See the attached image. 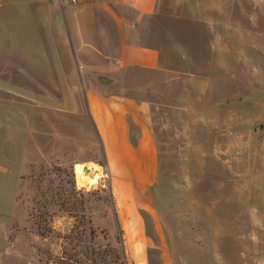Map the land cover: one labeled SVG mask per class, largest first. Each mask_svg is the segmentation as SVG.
I'll list each match as a JSON object with an SVG mask.
<instances>
[{
  "label": "rangeland",
  "instance_id": "obj_1",
  "mask_svg": "<svg viewBox=\"0 0 264 264\" xmlns=\"http://www.w3.org/2000/svg\"><path fill=\"white\" fill-rule=\"evenodd\" d=\"M27 2L73 69L0 46V264H264V0ZM88 87L149 105L157 169L123 210Z\"/></svg>",
  "mask_w": 264,
  "mask_h": 264
},
{
  "label": "crops",
  "instance_id": "obj_2",
  "mask_svg": "<svg viewBox=\"0 0 264 264\" xmlns=\"http://www.w3.org/2000/svg\"><path fill=\"white\" fill-rule=\"evenodd\" d=\"M29 2L21 0H0V46H11L16 51V58L28 66L35 67V61L46 62L44 70H72L70 53L60 31V39L65 43L60 47L64 63L52 64L54 57L52 43H49L50 55L38 54L36 40V20L39 16L49 15L48 28L52 30L53 16L51 9L42 11L28 6ZM11 8H16L12 13ZM16 15L11 25L5 24V15ZM40 24V23H38ZM41 25V24H40ZM38 27V25H37ZM64 37V38H63ZM11 39H16L12 43ZM60 46V45H59ZM7 49V48H6ZM76 50V49H75ZM91 52H95L90 49ZM13 52V53H14ZM46 52V50H44ZM78 52V50H77ZM77 54V53H76ZM42 68L41 66H38ZM42 71V70H41ZM1 86L9 88L10 81L0 80ZM102 90L88 87L86 89L89 110L103 141L106 156L111 167L112 185L115 189L117 205L126 209L127 200L133 195L132 188L145 186L143 181L157 169L156 146L152 132L149 105L144 101L122 98L117 95L102 94ZM128 189V190H127ZM123 210V209H122Z\"/></svg>",
  "mask_w": 264,
  "mask_h": 264
},
{
  "label": "bare ground",
  "instance_id": "obj_3",
  "mask_svg": "<svg viewBox=\"0 0 264 264\" xmlns=\"http://www.w3.org/2000/svg\"><path fill=\"white\" fill-rule=\"evenodd\" d=\"M97 169L98 166L96 164H93V162L76 164L75 172L78 184L82 185L84 180L86 179L90 180L91 182H95L99 178V174L95 173Z\"/></svg>",
  "mask_w": 264,
  "mask_h": 264
},
{
  "label": "built area",
  "instance_id": "obj_4",
  "mask_svg": "<svg viewBox=\"0 0 264 264\" xmlns=\"http://www.w3.org/2000/svg\"><path fill=\"white\" fill-rule=\"evenodd\" d=\"M71 1H75V0H71Z\"/></svg>",
  "mask_w": 264,
  "mask_h": 264
}]
</instances>
